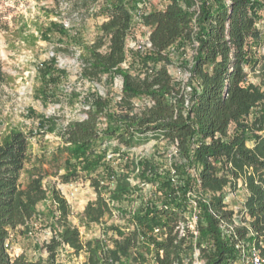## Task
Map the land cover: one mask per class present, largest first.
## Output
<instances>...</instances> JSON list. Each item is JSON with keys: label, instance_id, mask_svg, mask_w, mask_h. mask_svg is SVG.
Wrapping results in <instances>:
<instances>
[{"label": "trees", "instance_id": "16d2710c", "mask_svg": "<svg viewBox=\"0 0 264 264\" xmlns=\"http://www.w3.org/2000/svg\"><path fill=\"white\" fill-rule=\"evenodd\" d=\"M53 1L59 5L64 0ZM143 2L103 1L100 16L106 20L79 57L81 78L93 82L105 75L111 81L118 77L121 95L114 105L111 98L92 95L87 118L65 127L68 171L60 176L68 183L80 171L98 174L92 181L97 197L82 214L86 225H96L111 214L106 195L120 202L138 191L130 173L111 169L115 160L99 152L97 144L117 139L125 146L118 150L122 158L146 140L175 146L177 154L170 157L167 170L147 158L132 163L142 182L155 187L134 216L138 226L129 232L109 227L118 235L112 246L100 239L85 241L69 220L73 212L67 199L55 185L50 189L43 185L46 174L41 169L27 171L28 182L22 187L21 175L32 161L35 135L12 132L0 141V264H65L59 260V249L65 247L74 255L85 252L82 264L123 260L144 264L147 256L157 264H183L195 248L205 264H235L253 247L264 256V69L260 84L250 80V72L260 63L258 48L264 43V0H170L162 9L153 8L141 17L150 29L151 47L132 52L133 60L124 68L133 29L132 7ZM178 44L194 49L185 81L175 79L168 70L173 63L169 49ZM133 65L140 68L137 74L132 73ZM5 81L0 59V87ZM136 100L145 103L137 105ZM103 119L105 128L99 126ZM239 185L246 188L248 197L237 213L225 202L224 193ZM189 192L194 193L193 199ZM49 194L57 229L45 244L48 257L35 261L24 254L12 257L6 246L11 231L28 228L37 206ZM193 201L200 213L197 241L188 231L181 238L174 232ZM159 227L168 235L164 241L153 236ZM141 237L145 238L142 243Z\"/></svg>", "mask_w": 264, "mask_h": 264}, {"label": "rangeland", "instance_id": "374dc122", "mask_svg": "<svg viewBox=\"0 0 264 264\" xmlns=\"http://www.w3.org/2000/svg\"><path fill=\"white\" fill-rule=\"evenodd\" d=\"M103 1L64 0L58 5L53 0H0V59L6 80L0 87V141L16 131L34 133L30 147L32 161L22 172L21 185H27V171L33 167L41 169L46 174L43 185L47 189L55 185L61 191L73 212L69 220L79 227L85 241L98 239L104 232L101 225H86L82 220L85 205L97 197L92 181L98 174L87 175L80 171L79 177L68 183L60 179L68 171L65 161L69 157L62 131L69 123L87 118L92 95L111 98L113 105L121 95L122 81L118 77L111 81L105 75L102 81L93 82L81 78L79 57L84 53V46L95 40L106 20L105 16H100ZM169 1L151 0L150 10L162 9ZM140 4L132 7L133 29L127 42L128 58L124 68L130 66L132 52L143 49L149 40L150 29L139 22ZM193 53L190 45L180 47L178 44L169 49L173 63L168 70L175 79H187ZM258 57L260 63L250 72V80L256 84H260L264 69V43L258 48ZM48 63L53 66H46ZM139 69L138 65H133L132 73L137 74ZM136 103L143 105L145 100H136ZM253 118L254 114L249 120ZM99 126L106 127L104 119ZM124 147L117 139H106L98 143L96 149L110 155ZM171 150L172 146H167L166 141L146 140L130 148L122 160L117 157L111 169L130 173L131 184L138 187L135 196L144 199L155 187L142 182L132 171V163L147 158L159 169L167 170ZM102 171L101 168L99 172ZM105 182H109L107 177ZM114 186L112 182L111 187ZM133 195L120 201V210L125 214L132 207ZM224 195L230 209L241 211L246 192L240 185L237 190L227 188ZM55 214L49 194L48 199L37 206L36 217L28 228L11 231L8 249L11 256L24 254L29 260H45L48 257L45 244L57 229ZM235 219L239 221L238 217ZM103 223L109 228L126 225L128 221L106 217ZM114 239H110V244ZM86 258L85 252L74 255L68 247L59 249V260L65 264H82ZM235 264H243L242 259Z\"/></svg>", "mask_w": 264, "mask_h": 264}, {"label": "built area", "instance_id": "2783aa9c", "mask_svg": "<svg viewBox=\"0 0 264 264\" xmlns=\"http://www.w3.org/2000/svg\"><path fill=\"white\" fill-rule=\"evenodd\" d=\"M143 1L144 2L140 4L141 11L139 12V15H138L139 16V22H141V17L143 16V14H145V12L150 10V6H151L150 2H147V0H143ZM145 47L146 48L151 47L149 40H148V43ZM189 76H190V74L187 72V78ZM119 99H120V97H119ZM176 154H177V149L175 146H172L170 157L172 155H176ZM117 157H119V160L123 159L121 157L120 153H113V154L107 155V159L116 160ZM137 172H139V169H136L135 173H137ZM172 173L174 174V171H172ZM135 194L133 196H135ZM187 196L191 199H193L195 197L194 193H192V192H189ZM106 198H107L108 205L111 209V214L107 215L106 217L119 219L120 221L127 220L128 223L126 225L120 226L124 231H127V232L134 230L138 226L137 223L134 222V216L136 215V213L139 212V210L144 205L147 204V202L149 200V196H147L144 199H140V200L135 196V199L132 203V207L128 210V213L125 214V213H123V211L120 210V208H121L120 202L115 201V200H111L108 195H106ZM199 217H200V213H199L198 208H197V203L193 201L192 204H190L188 206V208H186L184 210L183 220L179 222V224L176 226L174 232L179 233V237L181 238V237L185 236L186 232L188 231L193 235V237L195 238V241H197L198 237H199V230H198ZM105 218L102 220L101 223L97 224V225H101L104 228L103 234L100 237H98V239H100V240L108 243L110 246H112L113 244H110V239L111 238L117 239L118 235L115 231H110V230H108V227L106 228L104 226L103 221L105 220ZM107 226H108V224H107ZM153 236H155L158 241H164V240H166L168 235H167L166 230L164 228L159 227V228L154 229ZM144 241H145V238L141 237L140 242L142 243ZM6 246L9 249V243ZM152 248H153V246H152ZM237 248H240V246L238 245ZM241 259H242L243 264H264V256L260 253V251L256 247H253L247 254H243ZM123 262H124V260H123ZM123 262H117L116 264H127L126 261L124 263ZM144 264H157V262L153 257L147 256V261ZM183 264H205V262L201 259L200 250L198 248H195L189 257H185L183 259Z\"/></svg>", "mask_w": 264, "mask_h": 264}, {"label": "crops", "instance_id": "0c3cea01", "mask_svg": "<svg viewBox=\"0 0 264 264\" xmlns=\"http://www.w3.org/2000/svg\"><path fill=\"white\" fill-rule=\"evenodd\" d=\"M242 187V189L246 192V199H247V197H248V191L246 190V188L244 187V186H241ZM246 199H245V201H246ZM90 201H93V200H90ZM89 201V202H90ZM88 204V203H87ZM86 204V205H87ZM86 205H85V207H86ZM85 207H84V209H85ZM84 211V210H83Z\"/></svg>", "mask_w": 264, "mask_h": 264}]
</instances>
